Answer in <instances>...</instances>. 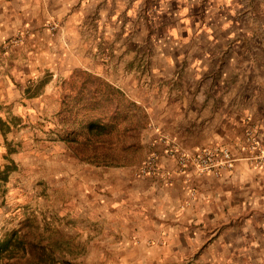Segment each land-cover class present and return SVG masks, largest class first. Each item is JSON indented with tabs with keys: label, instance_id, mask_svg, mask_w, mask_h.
Returning a JSON list of instances; mask_svg holds the SVG:
<instances>
[{
	"label": "crops",
	"instance_id": "obj_1",
	"mask_svg": "<svg viewBox=\"0 0 264 264\" xmlns=\"http://www.w3.org/2000/svg\"><path fill=\"white\" fill-rule=\"evenodd\" d=\"M158 7L155 0H0V158L16 160L6 143L13 139L23 152L77 158L59 141L63 82L81 69L104 77L148 111L162 177L130 171L125 179L89 180V198L80 201L94 214L79 229L82 241L112 253L107 264H264V169L253 168L243 149L248 125L264 146V53L238 49L244 54L239 69H224L232 59L218 56L215 46L225 42L181 20L160 58L174 50L181 62L218 64L176 68L163 77L162 70L139 71L134 62L150 54L135 46L150 42ZM176 7L183 12L181 3ZM257 45L264 51V38ZM172 143L188 152L227 144L238 161L219 177L180 173L165 155ZM72 167L62 168V186L70 173H81ZM69 221L62 217L54 227L65 231Z\"/></svg>",
	"mask_w": 264,
	"mask_h": 264
},
{
	"label": "rangeland",
	"instance_id": "obj_2",
	"mask_svg": "<svg viewBox=\"0 0 264 264\" xmlns=\"http://www.w3.org/2000/svg\"><path fill=\"white\" fill-rule=\"evenodd\" d=\"M155 1L159 7L152 14L157 23L154 22L150 29V42L135 46L137 53L150 54L149 60H143L140 57V60L134 62L139 71H150V75H157L156 72L162 70L163 77L167 71H174L176 68L196 69L199 65L218 64L217 59L211 62L202 61V59L201 61L189 59L181 62L176 58L174 50L169 58H165L163 54L160 58V54L164 52L165 38L170 35V30H173L175 24L181 20V22L187 20L186 22L197 23L194 25L195 31L201 24L202 32L209 31L220 42H225L222 46H215V53L217 47L220 48L216 53L218 56L226 54L229 59H232L220 66L224 69H239L237 60L244 54H240L238 49L245 48V54L253 55V57L264 53L261 45L260 48L257 45L260 43V38H264V0H162V5L159 0ZM176 3L182 4L183 12L180 13L181 9L176 7ZM143 32L146 34L147 30H143ZM168 47L174 49V46L169 45ZM85 73L88 71L76 70L69 79L63 82L62 102L64 94H67L71 105L81 108L87 104L90 110H85V107L82 110L79 109L77 121L68 120L67 123L62 122V118L58 116L59 141L74 153V147L62 140L65 134L70 132L69 129H72L68 126L78 129L82 127L81 124H85L86 120H89L88 117L94 119L111 116L115 103H124L130 109L126 118L115 119L113 122L116 123V126L106 137L109 139L106 150L113 152L120 164L95 165L82 162L77 156V158H69L63 151L62 155L42 157L34 151L23 152L25 149L22 148L25 146L21 145V142H14V139L13 142H6L8 143V153H13L16 160L11 156L0 158L2 167L10 162L15 164V169L12 170L6 187H4L5 194L0 198V264H8L12 261H18L21 264H107L106 261H112L114 255L95 252L94 246L90 244L87 246L79 233V229L82 231L84 230L82 227L87 225L85 216L94 214L92 206H84L80 201L89 198L90 191L86 188L89 180L99 177V175L105 181L114 180L115 177L125 179V176H130V171L139 177H162V160L155 145L154 135L150 131L152 128L148 111L136 101L134 96L125 92L129 104L127 101H119L115 94L106 99L107 90L105 88H101L100 94H97V97L102 95L104 99L102 102H99L98 99L97 102L94 100L83 101L84 81L87 80ZM102 78L106 80V78ZM80 91L82 93L78 94ZM73 98L75 99L73 100ZM75 111L77 112V110ZM75 111L69 112V116L73 117L72 114H75ZM83 126L85 127V125ZM78 132L84 135L87 130ZM92 139L97 138L92 136ZM19 147H21L20 150ZM203 147L209 146L205 145L201 148ZM181 150L188 152L183 148ZM20 151L22 154L19 156ZM152 155L155 156V160L150 173L141 174L140 171L147 165V161ZM165 155L175 162L174 158ZM76 165L80 166V169L83 167L81 165L86 166L81 169L79 174L86 177L83 180L86 181L85 186L80 184L83 182L80 181L82 178L73 172L70 173L65 185L62 186L60 173L62 168L71 169ZM54 178L57 179L54 180ZM17 202L23 206H18ZM62 217L65 221L70 220V228L65 231L54 227L61 223ZM89 226L92 228L93 223H88ZM92 239L86 240L87 243ZM34 244H37L39 248H44L46 253L54 259L48 258L45 261L39 259L37 254L40 249L36 248L38 252L35 251ZM12 253H16L14 257H12Z\"/></svg>",
	"mask_w": 264,
	"mask_h": 264
},
{
	"label": "trees",
	"instance_id": "obj_3",
	"mask_svg": "<svg viewBox=\"0 0 264 264\" xmlns=\"http://www.w3.org/2000/svg\"><path fill=\"white\" fill-rule=\"evenodd\" d=\"M85 75L87 77V80L84 81L85 93L82 94L83 101L86 100L88 102L94 100V102H97L98 99L99 102H102V100H104L102 95L97 97V94H100L101 88H105L107 90V92L105 93L107 97L106 99H108L109 97L115 94L117 95V99H119V101L123 100V101H127V104L130 103L128 102V99L125 97L124 92H122L119 88L115 87L111 83L104 80L102 77L92 74L90 72L85 73ZM81 93L82 91H80V93L78 92V94ZM68 98L69 95L64 94L62 107H61L62 109L58 112V116L62 118V122H66V123L68 120L69 121L76 120V117L79 115V109L82 110V108L85 107V110H90V107L87 104L81 106V108H78V106L71 105L70 104L71 102L68 101ZM74 99L75 98H73V100ZM132 105L135 107L134 104ZM75 110H77V112ZM129 110L130 109L128 105H124V103L121 104L120 102H117L114 105L111 116H107L108 118L106 116L96 117L94 119L88 117L89 120H86L85 124H81L82 125L81 128L76 129L75 127L68 126V128H72V129H69L70 132L65 134L62 140L74 147L73 148L74 153L82 162H88L95 165L120 164L119 160L113 154V152L106 150V145L109 144V139L106 137L107 134H109L111 130L116 126V123L113 121L118 118H126ZM72 111H75V114H72L73 117L69 116L70 114L69 112ZM83 125H85V127ZM84 129L87 130V132L84 133V135H81V133H79L78 131L79 130L83 131ZM92 136L96 137L97 139L93 140ZM14 165L15 164L13 162H10V164H6L3 167L0 164V198H2V196L5 194L4 187H6V184L9 180L12 170L15 169ZM33 246L35 247V251H37V249H40L39 252L37 251L38 252L37 257H39V259L43 261L47 260L48 258L52 260L54 259L52 256L50 257L46 253L44 248H39L37 244H34ZM0 253H1V248H0ZM15 254L16 253H12V257H14ZM8 264H21V263L18 261H12V262H8Z\"/></svg>",
	"mask_w": 264,
	"mask_h": 264
},
{
	"label": "built area",
	"instance_id": "obj_4",
	"mask_svg": "<svg viewBox=\"0 0 264 264\" xmlns=\"http://www.w3.org/2000/svg\"><path fill=\"white\" fill-rule=\"evenodd\" d=\"M55 28L56 25L52 24L51 29ZM26 34L20 33L15 42L20 41ZM243 149L247 151L245 158L253 168L264 169V146L260 143L258 132L253 125L246 130V144ZM165 154L174 158L176 169L180 173L194 172L197 175L212 174L217 177L224 171L234 170L238 161V157L228 145L203 147L193 152H185L180 147L169 145ZM154 160L155 156L152 155L140 173H150Z\"/></svg>",
	"mask_w": 264,
	"mask_h": 264
}]
</instances>
